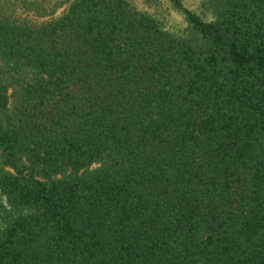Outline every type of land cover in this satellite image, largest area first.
<instances>
[{
    "label": "trees",
    "instance_id": "1",
    "mask_svg": "<svg viewBox=\"0 0 264 264\" xmlns=\"http://www.w3.org/2000/svg\"><path fill=\"white\" fill-rule=\"evenodd\" d=\"M0 13V264H264V0Z\"/></svg>",
    "mask_w": 264,
    "mask_h": 264
},
{
    "label": "rangeland",
    "instance_id": "2",
    "mask_svg": "<svg viewBox=\"0 0 264 264\" xmlns=\"http://www.w3.org/2000/svg\"><path fill=\"white\" fill-rule=\"evenodd\" d=\"M72 0H0V13L26 17L34 21H46L62 14ZM136 8L160 17L166 25L183 27V16L167 0H129ZM195 8L200 0H183Z\"/></svg>",
    "mask_w": 264,
    "mask_h": 264
}]
</instances>
